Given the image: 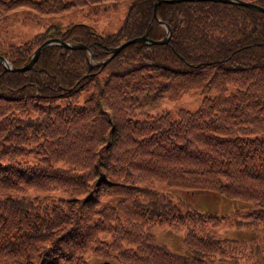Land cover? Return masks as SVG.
<instances>
[{"label": "trees", "instance_id": "trees-1", "mask_svg": "<svg viewBox=\"0 0 264 264\" xmlns=\"http://www.w3.org/2000/svg\"><path fill=\"white\" fill-rule=\"evenodd\" d=\"M116 1L0 0V22L16 7L34 17ZM154 2L130 0L111 32L69 21L0 39L12 65L50 36L90 49L49 43L29 68L0 62V264H264V12L176 0L154 15ZM164 23L166 41L129 42L101 62L123 39L163 36ZM190 88L203 92L195 108L151 112ZM179 190L248 201L217 213ZM227 219L256 235H222ZM155 223L181 227L184 249L158 241Z\"/></svg>", "mask_w": 264, "mask_h": 264}, {"label": "rangeland", "instance_id": "rangeland-1", "mask_svg": "<svg viewBox=\"0 0 264 264\" xmlns=\"http://www.w3.org/2000/svg\"><path fill=\"white\" fill-rule=\"evenodd\" d=\"M130 0H117L114 5H109L98 11H94L90 4L74 5L61 12L41 13L36 16L28 14L24 7H16L9 11L6 20L0 22V39L5 41H18L30 37L34 32L42 30L48 24H56L63 27L69 21H83L90 24L97 31H115L121 24ZM203 92L198 88H190L180 92L174 98H166L151 109L155 115L160 111L168 110L172 116L176 114L178 107L195 108ZM29 156H31L29 154ZM149 184L155 188L165 190L169 187L166 183L151 181ZM180 194L199 210L211 212H228L231 209L244 206L248 200L225 196L207 190H179ZM56 195H64L62 190H57ZM222 225L220 232L229 237L250 239L256 234V228L250 226H236L230 219ZM152 230L158 241L166 243L174 250H183L181 244V227H170L162 223H155ZM99 261L100 259H96ZM214 259L209 264H220Z\"/></svg>", "mask_w": 264, "mask_h": 264}, {"label": "water", "instance_id": "water-1", "mask_svg": "<svg viewBox=\"0 0 264 264\" xmlns=\"http://www.w3.org/2000/svg\"><path fill=\"white\" fill-rule=\"evenodd\" d=\"M160 1H176V0H155L154 4H153V14L156 15V6ZM223 1H233V2H238L256 9H259L261 11L264 12V6L261 4H258L256 2L253 1H249V0H223ZM159 22H162L161 20H159ZM166 26V33L159 37V38H152L149 37L146 32L139 34V35H135L132 36L130 38H126L120 42H118L115 45L110 46L109 48V53L101 60L102 63H105V61H107L110 57H112L119 49H121L124 45H126L129 42H134L137 40H143L146 42H163L167 40L168 37V33H169V26L167 23H164ZM49 43H58L61 45H65V46H69V47H84L87 48L89 50V46L83 42V41H72V40H63L58 36H50L47 38H44L41 42H39L34 49L31 51L30 57L27 59L26 62L20 64V65H12L8 62V60L0 54V62L4 65L5 69H18V70H23L26 68H29L32 66L33 62L35 61V59L37 58L39 51L41 50L42 47H44L45 45L49 44Z\"/></svg>", "mask_w": 264, "mask_h": 264}]
</instances>
